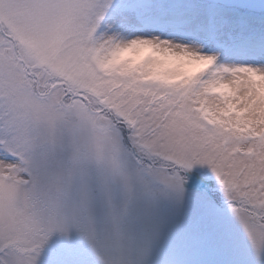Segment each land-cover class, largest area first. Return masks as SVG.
Returning <instances> with one entry per match:
<instances>
[{"label":"snow or ice","instance_id":"1","mask_svg":"<svg viewBox=\"0 0 264 264\" xmlns=\"http://www.w3.org/2000/svg\"><path fill=\"white\" fill-rule=\"evenodd\" d=\"M0 264H264V0H0Z\"/></svg>","mask_w":264,"mask_h":264}]
</instances>
